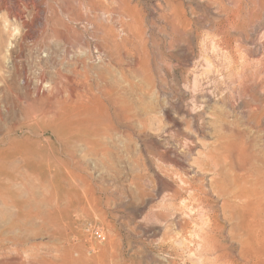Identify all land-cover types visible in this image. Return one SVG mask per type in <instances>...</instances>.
<instances>
[{"label":"rangeland","instance_id":"374dc122","mask_svg":"<svg viewBox=\"0 0 264 264\" xmlns=\"http://www.w3.org/2000/svg\"><path fill=\"white\" fill-rule=\"evenodd\" d=\"M257 107L264 0H0V148L16 155L0 169L18 170L1 180L0 264H213L208 206L180 190L166 228L164 203L174 171L194 176L231 137L224 121L264 154Z\"/></svg>","mask_w":264,"mask_h":264},{"label":"bare ground","instance_id":"6f19581e","mask_svg":"<svg viewBox=\"0 0 264 264\" xmlns=\"http://www.w3.org/2000/svg\"><path fill=\"white\" fill-rule=\"evenodd\" d=\"M4 23L6 22L4 21ZM6 26H8V24ZM196 82L197 83L195 84V87L199 85V78H196ZM202 93L204 94L203 96L206 97L205 100L200 101L197 96L194 98L193 104L197 108L194 113L192 112L191 116L194 121L197 117L200 119L202 118V115L204 114V111L207 107L208 101L211 98V94L204 92ZM263 119L264 109L261 110L257 107L253 109L251 111V114L248 115V117L246 118V126L250 129L253 128V130L256 127L261 128V126L264 124H262V122L264 121ZM222 126L223 128L227 126L231 127V137L221 136V139H217L214 144L209 146V149L204 154V159L198 165V169L194 173V176L185 177V175L174 171L175 174L178 176L179 183L181 184L178 185L179 188L174 190V193L172 195L169 194L170 196H167V198H169H166L167 200L165 201L169 202H166L168 203V205L164 203V206L162 204L164 206L163 208L165 209L162 212L165 215V218H161V220L166 219L167 216H170V223L178 221L176 219L177 216H175V213L172 212L171 204L174 205L173 202L175 201V198L180 194V190L184 192L189 191L187 195H191L192 198L195 197L198 201H200L203 207L208 206V211L204 210L207 214H205V216H207V221L204 220L203 222H205V226L204 228L202 226L203 230H205L206 235H203L201 241L204 245L212 247V249H206L207 252L206 250L204 252L207 253L206 255L213 253V255L215 256L213 264H216L217 262H219V264H264V154L263 151L261 152V149L258 147L259 143H257L255 139H252V137L248 136L247 131L245 132L244 130L238 129L235 123H227L226 121L222 123ZM190 137L191 136L185 138L184 148L186 150H189L191 147V143H188L191 142ZM9 148L10 149L0 148V162L4 161L5 159L11 160L10 158L16 156L13 151H11L13 150V148ZM15 162L17 163V161ZM10 165L9 167H7L9 168V170L11 168ZM13 165L15 166V164H12V170L10 172V174H12H9L8 176L2 170L3 167L0 169V188H2L1 180L5 175L6 177H9L10 180L17 181L16 173L18 172V170L16 172V167H14ZM3 166L5 167V165ZM207 173L211 174L208 181L206 179ZM205 183H208V186H206ZM183 194H181V196ZM191 196H189L190 199H192ZM200 203L198 202V204L196 205L198 206ZM218 203L219 208L216 207ZM178 209L179 208H177V210ZM184 209H186L185 206ZM186 210L189 211V208ZM200 211L201 210L199 209V212ZM183 214V216L185 217L184 212ZM155 216H157L156 213ZM167 220L168 219L163 220V222ZM180 220L182 221V219H179V221ZM165 224L168 223H164V226H166L167 228V225ZM175 224L177 225V223H174V225ZM181 225L182 223L179 226ZM163 229H165V227ZM226 232H228L227 234L228 236H230L229 238L231 239L230 241H232V245L236 244L238 246V251L236 253L237 255H226L225 253L226 257L224 255V258V253H222L223 251H220L218 246L222 247L220 245L221 241L219 240L224 237L227 238L226 236L223 237L224 233L226 234ZM197 240L198 239H196L195 242H197ZM198 247L199 250L200 246ZM201 249L203 248L201 247ZM210 250H212V252L209 253ZM199 254H201V252ZM215 259L217 260L216 263ZM209 263H211V261Z\"/></svg>","mask_w":264,"mask_h":264},{"label":"built area","instance_id":"2783aa9c","mask_svg":"<svg viewBox=\"0 0 264 264\" xmlns=\"http://www.w3.org/2000/svg\"><path fill=\"white\" fill-rule=\"evenodd\" d=\"M93 236H94L96 239H98V240H103V239H104V235H103V233H102L101 231H99V230H95V231L93 232Z\"/></svg>","mask_w":264,"mask_h":264}]
</instances>
